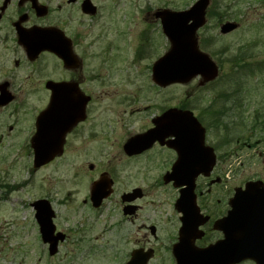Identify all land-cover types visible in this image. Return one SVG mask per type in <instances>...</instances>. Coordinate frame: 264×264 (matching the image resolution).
I'll use <instances>...</instances> for the list:
<instances>
[{"label": "flooded vegetation", "instance_id": "obj_1", "mask_svg": "<svg viewBox=\"0 0 264 264\" xmlns=\"http://www.w3.org/2000/svg\"><path fill=\"white\" fill-rule=\"evenodd\" d=\"M122 2V0H0V98L6 95L13 99L8 105L1 106L0 110H5L15 102L12 67L16 74L19 70H27L26 80L36 76L35 88L29 90L27 94L41 98L40 108L30 107L31 104L25 103L31 117L28 135L23 144L29 147L31 145L36 121L43 116L52 97V92L47 88L51 83L63 87V90L57 93L58 96L70 98L72 95L73 97L81 95L88 99L84 119L72 129L70 127L64 135L63 153L59 158L63 156L65 148L71 147L74 136L81 138L84 144H92L100 137L105 142H114L120 146L119 156L115 158V162L109 160L103 165V156L100 155L97 163L88 162L84 166L87 171L83 172V177L88 181L85 196L78 204L82 206L80 212L86 216V226L83 231L77 232V243L76 245L73 243L74 247L80 245L78 242L83 243L84 239L97 243L98 238L94 236L95 228L103 223L101 235L110 238V242L88 247L90 255L107 253L110 247L115 251L118 264H128L132 257L135 264H176L174 257L176 250L186 245L182 246L180 241L181 231L185 229V239L190 248L203 251L216 247V256L220 258L235 257L237 251L247 257L233 264H257L259 260L264 263V203L247 204L244 205L245 209L250 211L235 212L233 205L235 207L236 204L232 205L231 201L236 190L241 187L232 190L223 188L224 182H221L217 173L219 156L215 154L216 150L211 148L215 154V161L209 175L201 172L195 179L194 203L180 204L176 201L181 188L175 189L172 183L164 184V179L172 172V166L177 160L176 152L167 147L172 139L170 135H165L163 143L153 142L136 153L128 154L125 151L133 139L153 131L154 122L171 111L168 93L162 101L153 102L152 113L146 119V124L143 126V123H138L142 125L141 128L134 125V115L137 114L134 110H130L128 114L124 113L115 122L110 118H100L105 114L106 108L103 104L100 105L99 99L108 98L113 94L112 90H103L108 89L106 85L112 86L109 83L110 76L103 75V71L106 66H112L113 53L119 52L120 45L123 44L121 33L113 31L114 18ZM145 5L146 7L136 16L134 13L133 17L134 21H138V25L142 24L143 29L140 34L141 48H138L137 55L143 58L145 53L142 52L145 49L151 59L153 58L151 65L147 66L150 68L151 78V66L158 58L153 55L157 34L166 41L162 32L161 15L171 9L155 8L148 3ZM39 7L40 11L37 10ZM70 25L71 28L68 29ZM44 30L57 32V36L50 33L45 38L52 40L56 47L57 41L64 49H70V54L75 56V60L71 61L70 58L69 65H66L62 59L46 50L35 57L27 54L20 34L30 31L38 38H42L43 34L40 32ZM112 36L116 38H111ZM168 46L166 41V47ZM111 70L112 68H109V71ZM71 86L76 89L73 94L67 90L71 89ZM98 88L102 90H97ZM118 105L130 107L132 100H122ZM58 121L70 124L71 115L66 112L59 113ZM140 164L144 173L147 171L155 173V185L164 184L175 191L169 211L149 210L146 204L144 206L140 204L147 197L146 190L137 186L135 181L139 175ZM99 180L106 184L104 192L108 195L97 203L98 199L93 195L96 188L93 185ZM250 182L260 183L261 186L257 189H264V176ZM201 184L204 185L200 186ZM220 184L222 187H219ZM156 211L164 215V220L156 217ZM107 220L113 222L112 225L109 224L110 227L105 225ZM56 232L62 233L65 239L58 243L55 256L59 252V247L70 241V236L76 234L74 230L69 232L70 235L57 229ZM225 237L228 239L227 243Z\"/></svg>", "mask_w": 264, "mask_h": 264}, {"label": "rangeland", "instance_id": "obj_2", "mask_svg": "<svg viewBox=\"0 0 264 264\" xmlns=\"http://www.w3.org/2000/svg\"><path fill=\"white\" fill-rule=\"evenodd\" d=\"M122 1L114 18L113 31L121 33L123 44L119 52L113 53L112 66H106L103 71V75L110 76L112 84L103 90H112L113 94L99 99L100 105L106 108L100 118L115 122L124 113L134 110L137 113L134 125L141 128L138 123L146 124L153 102L162 101L168 93L172 108L191 111L204 128L206 145L219 156L217 173L224 182L223 188H242L246 182L261 179L264 176V0H212L213 12L198 36L201 51L221 66L218 78L202 88L197 86L198 80H193L187 85L161 91L151 82L147 67L153 58L145 49L143 58L137 55L143 29L142 24L134 21L133 14H139L146 3L155 8L183 11L196 0ZM223 13L225 15L221 16ZM226 21L238 24V29L221 36L219 26ZM157 36L153 55L159 57L168 47L166 41ZM244 62L253 64L250 73L243 66ZM26 71L22 69L16 74L11 68L15 102L0 110V264H118L115 251L110 247L107 253L99 252L94 256L88 253V247L110 242V238L101 235L103 223L95 228L97 243L84 239L83 243L78 242L80 245L74 247V244L77 232L86 226V216L80 212L82 206L78 204L85 196L88 181L83 177V172L87 171L84 166L88 162L97 163L100 155L103 165L109 160L115 162L120 146L100 137L92 144H84L81 138L74 136L71 147L65 148L61 158L43 169L32 170L31 150L23 144L31 117L25 103L40 108L41 98L27 94L35 88L36 76L26 80ZM122 100H132V105L121 107L118 103ZM141 168L140 164L135 181L146 190L147 197L140 204H146L149 210L169 211L175 191L164 184L155 185V173H144ZM39 199L51 202L58 231L66 235H70L71 230L76 232L70 236V241L59 247L54 257L48 256L47 246L40 240L31 207ZM156 212V217L164 220V215ZM109 224L113 222L107 220L105 225L110 227Z\"/></svg>", "mask_w": 264, "mask_h": 264}, {"label": "water", "instance_id": "obj_3", "mask_svg": "<svg viewBox=\"0 0 264 264\" xmlns=\"http://www.w3.org/2000/svg\"><path fill=\"white\" fill-rule=\"evenodd\" d=\"M208 5L209 0H198L187 11H164L161 15L163 33L170 43V49L152 68V82L158 87L186 85L197 77L201 79L199 86H203L217 77L215 63L208 55L199 51L196 38L197 31L205 25V12ZM236 27L237 25L235 24L226 23L221 27V34H228L235 30ZM40 33L43 34L42 38H38L30 31L20 34L27 54L35 57L46 50L54 53L66 65H69L70 58L71 61L75 60V56L70 54V49H64L57 41L56 47L52 40L45 38L50 33L57 36L56 33L51 32V30H44ZM31 37H36V39L32 40ZM60 86L51 83L47 86L52 92V97L43 116L41 115L42 117L40 116L37 119L36 133L31 143L34 169H39L49 164L61 155L64 135L70 127L72 128L78 121L84 119V111L88 99L81 95L76 97L72 95L70 98L58 96L57 93L63 90V87ZM67 90H70L72 94L73 91H76L73 86ZM11 101V97L4 95L0 98V106ZM62 112L71 115L70 124L58 121V114ZM154 125L155 129L153 131L133 139L125 151L128 154L136 153L153 142L160 141L163 143L165 135H170L173 140L167 146L175 150L177 161L172 168V173L166 176L164 181L165 183L173 182L176 188L186 186L180 192L178 204L194 203V197H190L194 181L201 172L209 175L215 161L212 150L203 146L204 130L191 112L176 109H172L165 117L156 120ZM94 187L96 189L93 191V195H96L97 203H100L101 199L108 195V193L104 192L106 184L103 181H99ZM257 187H260V185L249 183L244 190H236L235 196L231 201L232 205L236 204L235 207L233 205L235 212L245 213L250 211L245 209L244 205L247 204L264 203V190H258ZM32 207L35 211V220L39 226L43 243L49 244V254L53 256L57 251L58 241H63L64 237L60 234H54L55 228L52 223L54 215L48 202L37 201ZM227 221L228 219H226ZM184 232L185 229L181 231V241L182 244L187 246H185L186 249H177V251L179 250L175 255L177 264H233L247 259L244 254L238 251L235 257H217L215 253L216 247L203 251L190 249ZM227 240L225 237L226 243ZM128 264H135L134 257ZM257 264L264 263L259 260Z\"/></svg>", "mask_w": 264, "mask_h": 264}]
</instances>
